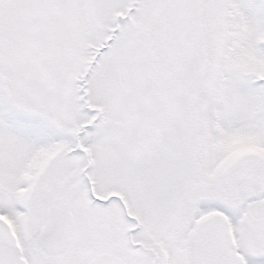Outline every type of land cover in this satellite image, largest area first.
Wrapping results in <instances>:
<instances>
[{
	"label": "snow or ice",
	"instance_id": "snow-or-ice-1",
	"mask_svg": "<svg viewBox=\"0 0 264 264\" xmlns=\"http://www.w3.org/2000/svg\"><path fill=\"white\" fill-rule=\"evenodd\" d=\"M0 264H264V0H0Z\"/></svg>",
	"mask_w": 264,
	"mask_h": 264
}]
</instances>
